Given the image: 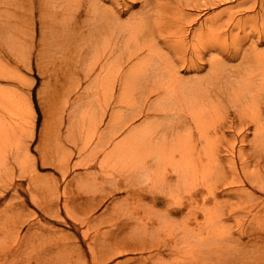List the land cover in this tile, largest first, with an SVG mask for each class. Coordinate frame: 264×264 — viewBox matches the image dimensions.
<instances>
[{
	"label": "bare ground",
	"instance_id": "bare-ground-1",
	"mask_svg": "<svg viewBox=\"0 0 264 264\" xmlns=\"http://www.w3.org/2000/svg\"><path fill=\"white\" fill-rule=\"evenodd\" d=\"M223 2L234 4L215 16L195 18L188 11L202 13ZM13 19L32 24V39L37 36L42 43L38 52L24 51L21 37L11 32ZM247 21L254 23L247 27ZM261 22L264 0H0L1 58L11 59V51L15 57L25 52L41 67L48 50L64 61L90 57L82 78L86 89L96 87L99 100L107 98L80 127V136L86 134L82 141L72 140L77 157L86 160L81 165L100 170L94 180L100 185L77 197L78 203L68 197L61 203L51 200L57 214L60 206L71 217V209L82 213L74 221L83 227L87 252L77 247L76 261L73 254L60 251L67 242L56 238L48 253L15 264H111L116 255L131 251L149 252L134 259L141 264H213L214 259L216 264H249L243 241L248 230L239 229L234 238L226 234L225 222L236 215L264 214ZM240 30L243 37L230 40ZM82 44L87 46L79 48ZM212 53L240 61L228 66ZM50 56L47 69L58 75L62 62ZM3 59L0 78H10ZM50 86L46 92L55 117L44 124L41 141L60 153V142L70 140L74 128L70 97L61 105L60 92ZM79 88L74 79L67 90ZM17 96L0 89V180L10 157L18 156L13 146L16 151L22 147L25 102ZM69 157L59 160L64 170ZM23 159L25 163L27 157ZM7 184L3 181L0 190ZM117 192L124 197H116ZM106 197L110 203L95 215ZM38 206L51 212L45 204ZM251 235L249 242L261 240L264 231ZM15 238L22 240L18 232ZM231 242L239 250L232 251ZM52 249L60 253L54 256ZM18 253L13 246L1 249L0 264ZM170 258L178 259L168 262Z\"/></svg>",
	"mask_w": 264,
	"mask_h": 264
},
{
	"label": "rangeland",
	"instance_id": "rangeland-1",
	"mask_svg": "<svg viewBox=\"0 0 264 264\" xmlns=\"http://www.w3.org/2000/svg\"><path fill=\"white\" fill-rule=\"evenodd\" d=\"M232 2H223L218 4L212 9L202 11L199 10H188L195 18L203 19L206 16H215L227 9L228 6L233 5ZM139 7V6H138ZM136 7V9L138 8ZM253 12H251L252 14ZM2 16L6 18V13H2ZM20 20V19H19ZM4 21V20H3ZM2 21V22H3ZM254 22L247 21L244 23L245 26H250ZM199 23H194V26ZM10 26L11 32L16 36L21 37L22 48L24 51L33 50L38 52V49L42 46V43L36 36L32 39L31 30L29 26H32L29 22L11 21ZM19 28V29H17ZM176 30V28H174ZM259 30L264 31V22L259 23ZM244 33L240 30V33L235 37L233 36L230 40L243 37ZM209 36H205L208 38ZM257 38V35L253 37ZM33 40V41H32ZM250 42H248L249 47ZM81 46L87 45H78ZM246 47V45H245ZM247 48V47H246ZM259 49L264 51V46H260ZM65 50L67 45L65 44ZM11 51V50H10ZM49 54L46 60H43L41 67L37 66V62L34 57L28 58L24 52L23 56L15 57L13 51L9 54L12 58H1L3 59L4 69L10 74V78H0V89L5 92L18 93L16 99L21 98V102H25L23 109L24 114V132L21 135L22 147L16 151V147L13 152L17 153L18 156H11L10 162L5 167L3 177L0 180V185L4 182L8 183L4 190H0V250L7 247L13 246L19 248L17 255L8 258V264L20 263V259L26 260L30 256H43L48 253L50 242L54 243V239L60 238L67 242V245L61 248L60 251L66 252L67 254H73V259L77 261V247L82 251L87 252L88 248L85 242H82V226L77 222L79 217H82V213H77L78 209H71L70 212L75 217H71L66 214L65 210L60 206V213L57 214L58 207L51 203V200L64 201L65 197L70 200H79L77 197L84 195L86 191L93 190L98 187L99 183H94L96 178L99 176L100 170L97 167L85 168L77 157V151L75 144L72 140L82 141L84 136H80V127L87 125L89 121L90 112L94 109H101L107 102L105 96L102 95L101 99L97 95L99 92L98 88L86 89L87 84L82 79L86 65L90 62V57L84 58L78 56L70 61H64L65 59L58 57L55 54V50L46 51ZM51 55L55 60L62 62V70H59L58 75L53 74V69H47L48 61H51ZM218 57H222L228 66L237 64L240 59L233 61L228 59L226 55H220L212 53ZM209 56V55H208ZM207 56V58H208ZM7 57V56H6ZM8 61V62H7ZM57 62V63H60ZM70 66V69L69 67ZM15 67V68H14ZM68 67V68H67ZM18 68V78L14 77L15 69ZM182 76L187 77L184 71L180 70ZM207 72L204 70L200 75ZM77 79L79 81L80 88L77 91L67 90L70 81ZM56 87L60 95V103L63 104L64 99L70 97V103H68L71 109V125H74L73 132L69 134V139L60 144L63 146V150L59 151L55 148V151L51 152L50 147L45 145L41 141V133L44 128L46 121L53 120L55 117L54 108L48 101V93L46 90L48 86ZM19 86V87H18ZM84 87V88H83ZM109 106V105H108ZM72 107V108H71ZM68 110L64 113L62 127L65 130L70 120L68 119ZM112 108L108 107V112L111 114ZM110 114L107 115L106 122L110 118ZM7 118L10 117V113H5ZM140 121V120H139ZM138 121V122H139ZM59 144V145H60ZM53 145V144H52ZM29 146V148H28ZM54 146V145H53ZM69 155V164L65 170L60 166L59 160ZM27 157L24 163L23 157ZM22 164V165H21ZM66 171V176H63V172ZM30 174H34L35 179L30 180ZM69 181V186L66 188L65 184ZM10 183V184H9ZM116 197H124V192H117ZM226 197H220L223 201ZM111 198L106 197L96 209L95 215H101L104 209L110 203ZM47 205V209L51 212H44L38 206V203ZM78 203V201H75ZM82 215V216H81ZM77 216V217H76ZM77 218L75 221L74 219ZM226 230L229 236L234 238L239 237V229L248 230V234L252 232L258 233L264 231V214L258 217L236 215V218L229 219L225 222ZM18 232L22 239L19 243L16 242L15 233ZM245 235L243 241L246 243L244 251L247 254V261L249 264L254 263L258 260L264 261V241L256 239V241L249 242L250 235ZM68 236V238H66ZM249 236V237H248ZM52 240V241H51ZM232 251L240 248L235 243H230ZM43 247V250H42ZM52 253L54 256L59 254L58 250ZM231 254V253H229ZM149 252H123L122 254L116 255L111 264L121 263L124 264L130 259L131 264H141L139 261H134L139 257H147ZM89 258V252H88ZM176 258L175 260H177ZM173 258L168 259V262L175 261ZM213 264L217 261L214 259Z\"/></svg>",
	"mask_w": 264,
	"mask_h": 264
}]
</instances>
